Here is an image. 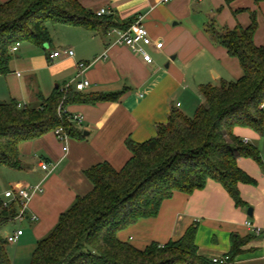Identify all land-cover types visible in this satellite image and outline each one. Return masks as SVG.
<instances>
[{
    "label": "crops",
    "instance_id": "1",
    "mask_svg": "<svg viewBox=\"0 0 264 264\" xmlns=\"http://www.w3.org/2000/svg\"><path fill=\"white\" fill-rule=\"evenodd\" d=\"M77 1L93 13L105 8L106 16L122 26L141 20L149 36L163 42V48L149 47L153 63L147 64L140 55L119 46L115 34L100 36L79 27L56 25L67 27L64 38L44 47L21 43L12 53L9 72L0 75V104L15 101L21 108H38L58 89L82 79L90 82L86 94L121 96L116 101L65 107L69 115L83 117L81 124L73 123L82 137L70 138L68 152L50 133L20 145L21 169L0 164V193L37 185L43 188V193L33 194L26 203L24 216L16 219L21 225L17 231L23 234L7 251L11 264H30L37 243L54 230L60 216L78 197L91 192L87 170L108 163L120 171L132 157L127 141L144 143L155 138L174 111L192 118L203 103L201 87L219 86L242 77L239 61L215 41L216 33L247 28L254 14L258 24L254 42L264 47V2ZM67 50L74 56L50 58L54 52ZM79 63L86 64L81 74ZM234 134L257 149L252 142L264 140L249 129L236 128ZM41 162L51 165L49 173L41 169ZM238 165L255 181L253 185H239L244 207L236 206L220 185L209 182L191 195L175 193L164 201L156 217L140 220L119 238L144 250L152 243L177 241L196 224L198 254L209 264L230 254L233 238L239 239L241 246L228 264H264V236L254 234L246 225L251 222L264 227L263 162L239 158ZM0 199L4 200L3 196ZM250 208L252 216L247 213ZM4 231V236L16 232Z\"/></svg>",
    "mask_w": 264,
    "mask_h": 264
},
{
    "label": "trees",
    "instance_id": "2",
    "mask_svg": "<svg viewBox=\"0 0 264 264\" xmlns=\"http://www.w3.org/2000/svg\"><path fill=\"white\" fill-rule=\"evenodd\" d=\"M49 24L79 27L100 36L130 26L106 15L99 17L77 0L0 3V75L9 72L11 49L17 43L37 47L51 43ZM257 27L252 14L247 28L215 34V41L239 61L242 77L201 87L203 103L192 118L174 111L155 138L144 143L127 141L132 157L120 171L108 163L87 170L91 192L78 197L54 230L37 243L30 264H209L198 254L196 224L179 240L152 243L144 250L122 241L119 234L142 219L156 217L164 201L175 193L191 195L209 182L220 185L236 206H245L239 185L255 181L239 167L238 159H252L257 164L262 159L259 150L237 137L234 130L249 129L264 138V47L254 42ZM120 96L86 94L70 87L58 89L38 108H19L15 101L0 104V164L21 169L20 145L61 126L70 138L82 137L67 116L58 115L62 101L66 107L116 101ZM20 209L18 201L5 206L0 199V264H11L3 231L17 219ZM240 246L241 241L233 238L230 261Z\"/></svg>",
    "mask_w": 264,
    "mask_h": 264
},
{
    "label": "built area",
    "instance_id": "3",
    "mask_svg": "<svg viewBox=\"0 0 264 264\" xmlns=\"http://www.w3.org/2000/svg\"><path fill=\"white\" fill-rule=\"evenodd\" d=\"M173 0H163V3L167 4L172 2ZM108 14V11L103 8L96 12V15L101 17ZM115 34L116 36V43L119 46H123L126 48H129L132 52L140 55L145 63L152 64L153 58L148 52L149 47H155L157 50H161L163 48V42L159 40L152 39L146 28L142 25L141 20H137L133 22L127 29H112L108 35ZM20 46L19 43H17L12 49L11 52L15 53L18 50V47ZM62 54L73 57L74 52L72 50H67L64 52H54L52 55H50V58H58ZM78 68L81 70L80 74L83 73L84 69L86 68L85 63H79ZM90 82L89 80L82 79L79 81H74L72 84H67L64 87V90H67L68 88L72 87L77 92H84L87 88H89ZM179 106V105H178ZM19 108H21L20 105H18ZM261 108L264 110V102L261 105ZM58 115L62 117L63 115L67 116L68 121L71 123L81 124L83 122V117L81 115H69L65 111V107L63 106V101L61 102L59 108H58ZM54 135L56 139L62 144L63 151L68 152V142L70 140V136L68 135L67 131L64 127H59L54 131ZM245 143H248L247 140L244 141ZM40 167L45 172L51 171V165L46 162H41ZM35 193H43V188L39 185L35 187H31L28 190L26 189H20L15 191H6L3 194L0 193V197L3 196L4 198V205L7 206L10 202L18 201L21 205V209L19 211L17 219H21L25 214V205L30 200L31 196ZM246 225L248 227H251L254 234L256 235H262L264 236V227H258L253 225L251 222H246ZM23 232L21 230L16 231L15 233L11 235H6L5 239L7 243H16L19 238L22 236ZM230 261L229 257H225L223 259H213L212 263L214 264H228Z\"/></svg>",
    "mask_w": 264,
    "mask_h": 264
},
{
    "label": "rangeland",
    "instance_id": "4",
    "mask_svg": "<svg viewBox=\"0 0 264 264\" xmlns=\"http://www.w3.org/2000/svg\"><path fill=\"white\" fill-rule=\"evenodd\" d=\"M65 28H67V27H57V26H54V25H51V24H49L48 25V30H49V33H50V36H51V39L54 41V42H56L58 39H60V38H64L65 37V34H64V30H67V29H65ZM233 81H236V80H233ZM217 85H219V83L217 84ZM193 117V116H192ZM262 141H259V144H258V142H252L254 145H256L257 147H258V149H259V151H260V154H261V157H262V162H263V167H262V171H264V147L262 146L263 144H264V140L263 139H261ZM263 147V148H262ZM18 228H21V225H20V222L18 221V220H15V221H13V222H10V223H8L7 225H6V227L4 228V230L6 229L7 231L9 230V232H11L12 233V230H16L17 231V229ZM4 232L5 231H3V235H4ZM13 244H15V243H10V244H8L7 245V251L9 250H11V248H12V246L11 245H13Z\"/></svg>",
    "mask_w": 264,
    "mask_h": 264
},
{
    "label": "water",
    "instance_id": "5",
    "mask_svg": "<svg viewBox=\"0 0 264 264\" xmlns=\"http://www.w3.org/2000/svg\"><path fill=\"white\" fill-rule=\"evenodd\" d=\"M247 213H248L249 216H252V209L251 208L248 209V212Z\"/></svg>",
    "mask_w": 264,
    "mask_h": 264
}]
</instances>
